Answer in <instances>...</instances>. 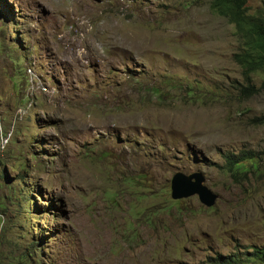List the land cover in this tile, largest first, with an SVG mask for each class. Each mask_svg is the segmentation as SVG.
<instances>
[{"label":"rangeland","instance_id":"rangeland-1","mask_svg":"<svg viewBox=\"0 0 264 264\" xmlns=\"http://www.w3.org/2000/svg\"><path fill=\"white\" fill-rule=\"evenodd\" d=\"M244 47L211 0H0V264L264 248V74L244 91ZM178 172L202 173L216 205L174 200Z\"/></svg>","mask_w":264,"mask_h":264},{"label":"trees","instance_id":"trees-1","mask_svg":"<svg viewBox=\"0 0 264 264\" xmlns=\"http://www.w3.org/2000/svg\"><path fill=\"white\" fill-rule=\"evenodd\" d=\"M247 2L248 0H211V8L219 16L235 25L238 33L245 39V49L235 54L234 59L242 68L245 79L250 82L244 91L251 93L255 91V86L251 84V76L258 73L264 74V9L256 16L249 15ZM253 158L252 154H229L226 156L227 168L233 176H236L238 170L243 169L244 162ZM215 260L214 264H264V248H255L252 253L243 255V258L219 256Z\"/></svg>","mask_w":264,"mask_h":264},{"label":"water","instance_id":"water-1","mask_svg":"<svg viewBox=\"0 0 264 264\" xmlns=\"http://www.w3.org/2000/svg\"><path fill=\"white\" fill-rule=\"evenodd\" d=\"M171 192L174 200L198 196L200 203L209 209L213 208L219 199L218 195L205 185V177L199 172L191 175L176 173L171 181Z\"/></svg>","mask_w":264,"mask_h":264}]
</instances>
